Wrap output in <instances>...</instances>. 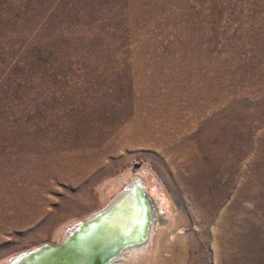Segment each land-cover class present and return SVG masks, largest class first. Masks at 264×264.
Segmentation results:
<instances>
[{"label": "rangeland", "instance_id": "rangeland-1", "mask_svg": "<svg viewBox=\"0 0 264 264\" xmlns=\"http://www.w3.org/2000/svg\"><path fill=\"white\" fill-rule=\"evenodd\" d=\"M134 176L124 264H264V0H0V264Z\"/></svg>", "mask_w": 264, "mask_h": 264}, {"label": "water", "instance_id": "water-1", "mask_svg": "<svg viewBox=\"0 0 264 264\" xmlns=\"http://www.w3.org/2000/svg\"><path fill=\"white\" fill-rule=\"evenodd\" d=\"M135 214L132 228L120 219ZM143 181L132 177L98 212L70 227L56 244H43L5 264H108L122 253L147 244L152 220Z\"/></svg>", "mask_w": 264, "mask_h": 264}, {"label": "bare ground", "instance_id": "bare-ground-1", "mask_svg": "<svg viewBox=\"0 0 264 264\" xmlns=\"http://www.w3.org/2000/svg\"><path fill=\"white\" fill-rule=\"evenodd\" d=\"M148 199H149V197H148ZM162 202L163 201L161 199H156V198L149 199V205H150V209H151V212H152V215H151L152 220L150 222V227H149V230H148V241H147V244L143 245V246H141L139 248L130 249V250L122 253L121 255H119V257L116 258L115 261H113L112 263H108V264H124V263H127L128 261H131L132 259L133 260L134 259L139 260L141 255L144 254L150 248V245H151V242H152V237H153L152 235H153V232H154V229H152V224H153L154 217H155L158 225H162L163 226V224L166 221V218L163 215H159L158 213L157 214L155 213V215H154V211H153V208L154 209L157 208L158 206H160L162 204ZM135 222H136L135 214H131V216H126V217L120 219L119 224L122 227L132 228V226L135 224Z\"/></svg>", "mask_w": 264, "mask_h": 264}]
</instances>
